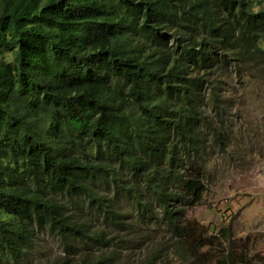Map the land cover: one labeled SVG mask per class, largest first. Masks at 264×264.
Returning a JSON list of instances; mask_svg holds the SVG:
<instances>
[{
    "label": "trees",
    "instance_id": "obj_1",
    "mask_svg": "<svg viewBox=\"0 0 264 264\" xmlns=\"http://www.w3.org/2000/svg\"><path fill=\"white\" fill-rule=\"evenodd\" d=\"M261 65L264 0H0V264L25 254L35 229L106 240L56 195L119 225L117 201L149 211L146 193L174 238L143 264H234L232 248L213 255L190 237L177 202L201 189L178 168L208 141L225 147L214 80ZM220 234L233 242L231 224Z\"/></svg>",
    "mask_w": 264,
    "mask_h": 264
},
{
    "label": "rangeland",
    "instance_id": "obj_2",
    "mask_svg": "<svg viewBox=\"0 0 264 264\" xmlns=\"http://www.w3.org/2000/svg\"><path fill=\"white\" fill-rule=\"evenodd\" d=\"M227 69L232 70L214 80L224 99L225 147L208 141L197 157L181 161L178 171L186 179H197L201 194L198 198L188 194L177 204L184 223L194 231L190 237L206 243L200 250L220 255L232 248L234 264H264V65L252 68L254 74L247 79L233 66ZM175 186L185 192L183 181ZM99 189L111 194L109 187ZM144 198L152 204L145 212L137 209L134 199H119L123 223L112 225L89 209L87 199L56 195L54 199L65 205L73 219L88 229H101L106 240L97 246L64 239L52 229H35L26 253L17 259L6 254L1 264H95L98 256L106 259L101 264H143L153 251L167 253L174 238L172 229L154 198L149 193ZM228 224L231 243L220 234Z\"/></svg>",
    "mask_w": 264,
    "mask_h": 264
}]
</instances>
